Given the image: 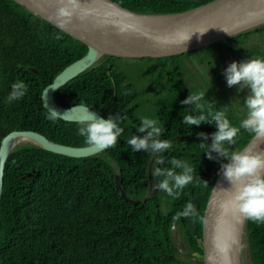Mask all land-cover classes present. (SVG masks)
<instances>
[{
    "label": "trees",
    "instance_id": "16d2710c",
    "mask_svg": "<svg viewBox=\"0 0 264 264\" xmlns=\"http://www.w3.org/2000/svg\"><path fill=\"white\" fill-rule=\"evenodd\" d=\"M111 1L138 14L169 15L215 0ZM261 42L264 25L168 58L106 56L57 91L55 100L66 109L83 105L103 118L126 117L118 124L123 132L115 147L84 159L50 153L30 143L11 153L0 202L1 264H205L203 220L224 161L208 160L199 147L196 134L215 132L214 122L196 127L181 120L185 115L223 112L238 129L235 144H225V149L229 153L245 149L252 140L239 127L245 118L246 94L230 95L223 69L237 56L264 59ZM87 52L84 43L14 0H0V147L7 136L23 131L66 147H89L77 134L79 123L46 119L42 100L45 88ZM194 58L204 67L195 76L188 69ZM20 81L27 87L26 95L6 103L11 85ZM189 94H202L199 109L182 108L180 101ZM142 118L157 121L162 130L159 138L171 144L168 150L158 156L131 151L127 140L142 135L137 131ZM157 159L164 163L158 165ZM172 159L193 169L191 182L172 196L158 190L148 197L149 180L153 184L164 179L153 176V171L171 169ZM117 175L126 195L140 203L130 204L119 195ZM195 197L199 200L193 208L191 231L184 212ZM174 221L182 252L171 238ZM245 238L251 264H264V224L247 221Z\"/></svg>",
    "mask_w": 264,
    "mask_h": 264
},
{
    "label": "water",
    "instance_id": "95a60500",
    "mask_svg": "<svg viewBox=\"0 0 264 264\" xmlns=\"http://www.w3.org/2000/svg\"><path fill=\"white\" fill-rule=\"evenodd\" d=\"M14 1L88 47L87 54L67 67L50 85L55 86L56 90L49 89L44 97L48 86L42 94L44 107L55 108L63 113L61 120L75 123H79L85 114L98 118L102 116L87 107H85L87 109L85 113L81 106L68 111L69 109L56 102L55 93L91 69L102 58L112 56L124 59H161L178 56L203 49L264 25V0H215L188 12L169 15L134 13L111 0H80L82 9L90 11L91 14L83 21L74 18L64 27H61L55 18L59 0ZM189 36L191 37L186 42ZM246 61L244 58L239 59L240 63ZM244 92L249 94L246 88ZM26 143L73 159L92 157L105 151L92 147H66L30 131L13 133L3 140L0 147V202L7 160L17 147ZM246 148L264 151V142L251 140ZM153 159L154 157L150 160L149 169ZM157 183V179L153 184L149 180L148 197L158 192L155 189ZM116 189L126 202L134 205L140 203L139 200H132L126 195L118 175ZM230 192V185L220 175L208 200L203 220L205 264H244L243 250L246 242L247 220L238 217L228 208ZM198 200L199 197H195L184 212L185 221L191 231H194L193 208ZM171 238L178 251L182 252V247L178 244L181 238L176 221L171 228Z\"/></svg>",
    "mask_w": 264,
    "mask_h": 264
},
{
    "label": "clouds",
    "instance_id": "9594fccd",
    "mask_svg": "<svg viewBox=\"0 0 264 264\" xmlns=\"http://www.w3.org/2000/svg\"><path fill=\"white\" fill-rule=\"evenodd\" d=\"M90 14V11L82 9L80 0H59L55 18L60 26L64 27L74 18L83 21ZM123 30L121 27V31ZM190 37L186 38V42ZM223 76L228 88L235 87L236 92H243L245 88L248 90L249 94L244 96L243 104L246 110L245 118L241 120L239 127L250 134L252 141L264 142V59H247L244 63L233 61L223 70ZM49 89L56 90L55 86H49L44 92V97ZM26 93L25 83L15 82L11 85L5 101L8 104L19 101ZM202 98V94H189L180 101V104L182 108L195 105L199 109L201 107L199 101ZM81 108L87 113L85 106L81 105ZM45 109L46 119L50 122L57 121L63 115L55 108ZM208 116L211 117V121L208 120ZM122 118L126 117L109 115L107 118H98L85 114L79 122L77 134L93 149L103 151L113 148L123 132L118 126ZM210 122L215 123V132L211 134L199 132L196 135L201 141L199 147L204 150V156L208 160L224 161L220 163L218 175L230 185L228 208L243 220L257 225L264 224V151L245 148L229 153L224 145L235 144L238 129L230 125L223 112H209L207 116L203 112L198 116L185 115L181 120L183 124L196 127ZM137 131L142 135H134L127 140V145L134 153L145 152L158 156L171 147L169 141L159 138L162 130L157 126L156 120L142 118ZM156 163L163 164L164 160L157 159ZM169 163L172 165L171 169L162 170L157 167L152 174L155 177H164L155 185V189L172 196L174 191L182 190L191 182L193 169L177 159H172ZM174 169H182V172L177 173Z\"/></svg>",
    "mask_w": 264,
    "mask_h": 264
},
{
    "label": "rangeland",
    "instance_id": "374dc122",
    "mask_svg": "<svg viewBox=\"0 0 264 264\" xmlns=\"http://www.w3.org/2000/svg\"><path fill=\"white\" fill-rule=\"evenodd\" d=\"M258 40H259V37H258ZM261 47H264V42H261ZM192 60H194V62L192 61V62H189L188 63V69L189 70H191L190 72H191V74L192 75H196L197 74V69L198 70H203V65L201 64V63H199L195 58L194 59H192ZM194 63V64H193ZM147 72V71H146ZM203 73L206 75L205 76V79H207L208 81H210V82H212V79H211V77H210V75H207V73H206V71H203ZM227 86V85H226ZM228 88V87H227ZM228 90H229V93H230V95H236L237 94V92H236V89H235V87H233V88H228ZM245 253H246V255H244V264H251V261H250V256H249V250L247 249V247L245 246Z\"/></svg>",
    "mask_w": 264,
    "mask_h": 264
},
{
    "label": "flooded vegetation",
    "instance_id": "af4514ba",
    "mask_svg": "<svg viewBox=\"0 0 264 264\" xmlns=\"http://www.w3.org/2000/svg\"><path fill=\"white\" fill-rule=\"evenodd\" d=\"M240 58H242V59H243L244 57L237 56V57H236V59H233V60H232V62L237 60V62H238V63H240V62H239V59H240ZM244 59H246V60H247L248 58H244ZM224 69H225V68H224ZM224 69H223V70H224ZM225 84H226V81H225ZM243 92H244V90H243ZM244 93H245V92H244ZM245 94H246V93H245ZM246 95H247V94H246ZM178 234H179V232H178ZM179 236H180V234H179ZM180 238H181V237H180ZM180 240H181V239H180Z\"/></svg>",
    "mask_w": 264,
    "mask_h": 264
}]
</instances>
